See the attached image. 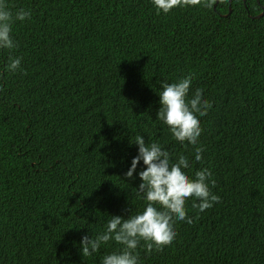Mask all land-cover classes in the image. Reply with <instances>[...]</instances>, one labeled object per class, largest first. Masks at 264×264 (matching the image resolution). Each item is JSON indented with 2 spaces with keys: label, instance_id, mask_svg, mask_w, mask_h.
I'll return each mask as SVG.
<instances>
[{
  "label": "trees",
  "instance_id": "trees-1",
  "mask_svg": "<svg viewBox=\"0 0 264 264\" xmlns=\"http://www.w3.org/2000/svg\"><path fill=\"white\" fill-rule=\"evenodd\" d=\"M5 3L31 18L13 23L17 47L0 49V264H102L119 251L109 241L83 257L80 242L146 207L143 161L125 177L137 136L172 163L188 157L190 178L209 169L220 197L204 212L188 199L193 223L176 221L162 250L141 241L139 264H264V0L167 14L152 0ZM189 75L188 99L202 89L212 104L195 146L157 118L161 83Z\"/></svg>",
  "mask_w": 264,
  "mask_h": 264
},
{
  "label": "clouds",
  "instance_id": "clouds-1",
  "mask_svg": "<svg viewBox=\"0 0 264 264\" xmlns=\"http://www.w3.org/2000/svg\"><path fill=\"white\" fill-rule=\"evenodd\" d=\"M212 3L214 0H152L157 14H167L175 8L183 7L210 8ZM262 12L264 13V4L260 5V14ZM257 16L255 19H259ZM30 18L31 12L25 9L18 10L13 16L5 0H0V49L13 50L17 47L12 38L13 23L15 20ZM20 65V57L10 58L7 68L10 72H16L20 70ZM192 80L193 77L189 75L175 83H161L163 90L159 94L161 107L157 118L168 126L176 141L181 144L187 141L195 146L202 133L199 117L207 115L212 104L203 98L202 89H197L192 98L188 99ZM134 142L138 145V154L132 159L125 177L135 179L133 173L138 163L143 161L145 167L138 173L141 182L136 189L138 194H143L147 204L142 213L130 215L127 219L112 216L102 234L94 238L88 235L82 237L80 243L83 257L98 252L109 241L122 246L119 251L104 256L102 264H139L136 250L141 241L149 253L171 245L176 237L175 222L193 223L185 207L188 199L198 201L192 204V208L199 212L220 202V197L211 190L210 185L214 187L215 181L209 169L203 168L195 173L194 179L190 178L183 171L189 167L188 157L180 155L172 163L170 153L159 143L146 144L141 136H137ZM202 152V146L195 148L197 161L202 160Z\"/></svg>",
  "mask_w": 264,
  "mask_h": 264
},
{
  "label": "water",
  "instance_id": "water-1",
  "mask_svg": "<svg viewBox=\"0 0 264 264\" xmlns=\"http://www.w3.org/2000/svg\"><path fill=\"white\" fill-rule=\"evenodd\" d=\"M264 15V13L262 12L259 16H257L256 18H260Z\"/></svg>",
  "mask_w": 264,
  "mask_h": 264
}]
</instances>
